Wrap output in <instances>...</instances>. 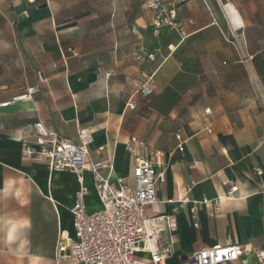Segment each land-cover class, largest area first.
Instances as JSON below:
<instances>
[{"label": "crops", "instance_id": "1", "mask_svg": "<svg viewBox=\"0 0 264 264\" xmlns=\"http://www.w3.org/2000/svg\"><path fill=\"white\" fill-rule=\"evenodd\" d=\"M164 1L175 5L188 34L182 42L167 29L153 36L145 6L127 39L108 26L98 29L103 38L83 44L82 36L91 31L81 25L83 19L65 21L52 8L27 12L22 0H0V53L7 60L0 103L16 96L19 87L37 90L31 100L0 108L13 115L0 129V188L9 178L16 181L9 190L13 195L0 197V259L57 264L58 234H72L77 177L50 174L46 164L21 155L38 120L72 142L78 141L77 130H86L92 138L90 158L103 161L113 153L118 176L130 173V137L164 153L166 181L157 188L152 216L174 218L176 230L166 236L177 264L215 245L264 251V39L251 38L249 19L234 6L242 26L231 27L223 11L230 2L215 0L225 28L210 0ZM148 52L154 61L145 60ZM152 73L153 94L133 95L131 79ZM205 119L211 121V134L203 131ZM101 146L105 150L98 151ZM83 177L90 190L86 208L96 210L91 175ZM24 218L30 227L19 229L8 243L7 221Z\"/></svg>", "mask_w": 264, "mask_h": 264}, {"label": "built area", "instance_id": "2", "mask_svg": "<svg viewBox=\"0 0 264 264\" xmlns=\"http://www.w3.org/2000/svg\"><path fill=\"white\" fill-rule=\"evenodd\" d=\"M144 6L152 16L149 30L153 36L167 29L175 32L180 42L187 38L173 3L145 0ZM23 14L27 15L26 12ZM145 60L154 61L155 54L148 52ZM18 91L10 101L0 103V108L13 102L31 100L37 92L35 87H19ZM131 91L133 95L150 97L153 94V73L131 79ZM204 113L209 115V109ZM203 131L212 133L209 119L204 120ZM77 138V142L66 140L44 121L38 120L31 126L30 139L21 147L25 160L42 162L49 171L67 172L78 180L70 208L72 234L59 232L55 247L56 263L166 264L173 253V241L166 234L176 230L175 220L171 216L146 214V208L158 203L157 188L166 181L164 153L149 148L143 140L132 136L126 145L130 173L118 176L114 174L113 153L103 161L92 160L89 133L77 130ZM103 150L104 146L98 148V151ZM182 150L179 146V151ZM84 173L91 175L99 202V208L93 211H88L85 204L90 190L85 184ZM190 214L194 227H197L193 208ZM184 264H264V251L239 244L215 245L193 252Z\"/></svg>", "mask_w": 264, "mask_h": 264}, {"label": "rangeland", "instance_id": "3", "mask_svg": "<svg viewBox=\"0 0 264 264\" xmlns=\"http://www.w3.org/2000/svg\"><path fill=\"white\" fill-rule=\"evenodd\" d=\"M212 8L215 9L225 26L228 27L226 20L223 17L220 6L225 2H230L238 12L249 19L245 22V26L253 30L251 36L255 41L258 39H264V0H221L216 4L215 0H210ZM25 7V11L31 10H54L65 21L82 20V26L89 27L90 32H87L82 36L83 44L87 40L95 41L103 38L102 32L98 29H105L108 26L115 27L121 31L123 39H127L130 36V31L134 28V20L137 16H140L144 12L143 6L145 0H37L34 4L28 3L27 0H22ZM52 3L51 6H49ZM0 26L3 27L1 21ZM254 30H261L262 32H254ZM2 36L0 37L1 40ZM264 44V40H263ZM87 46H85L86 48ZM7 63V60L3 61L0 53V78L4 74L2 71V65ZM29 60L27 58V66ZM29 68H27L28 74ZM4 110H0V129L3 121L13 119L12 114L4 113ZM136 124H139L136 122ZM47 168V167H46ZM122 168L126 170L125 164H122ZM48 173H52L47 168ZM156 208H146V214L153 215L156 212ZM0 264H25L23 261L16 260L14 258L0 259ZM169 264H177L175 258L171 255L169 258Z\"/></svg>", "mask_w": 264, "mask_h": 264}, {"label": "clouds", "instance_id": "4", "mask_svg": "<svg viewBox=\"0 0 264 264\" xmlns=\"http://www.w3.org/2000/svg\"><path fill=\"white\" fill-rule=\"evenodd\" d=\"M16 184V181L12 178H9L5 181L4 186L2 188H0V197L3 196H10L13 195V193H11L9 190ZM16 196H19L20 193L17 191L15 192ZM22 204H28L29 201L28 200H22L21 201ZM7 224L10 225V230L8 232L7 235V242L8 243H12L15 240V233L19 230V229H26L30 227V220H28L27 218L24 219H20V220H11L9 219L7 221Z\"/></svg>", "mask_w": 264, "mask_h": 264}, {"label": "bare ground", "instance_id": "5", "mask_svg": "<svg viewBox=\"0 0 264 264\" xmlns=\"http://www.w3.org/2000/svg\"><path fill=\"white\" fill-rule=\"evenodd\" d=\"M28 3H34V0H27ZM223 11L226 14L228 20L230 21L231 27H241L242 26V20L237 12V10L231 5L230 3H226L223 5Z\"/></svg>", "mask_w": 264, "mask_h": 264}, {"label": "water", "instance_id": "6", "mask_svg": "<svg viewBox=\"0 0 264 264\" xmlns=\"http://www.w3.org/2000/svg\"><path fill=\"white\" fill-rule=\"evenodd\" d=\"M37 0H34V2H36Z\"/></svg>", "mask_w": 264, "mask_h": 264}]
</instances>
